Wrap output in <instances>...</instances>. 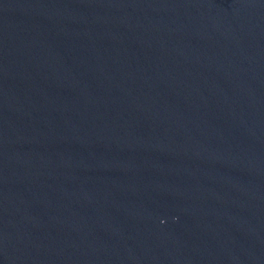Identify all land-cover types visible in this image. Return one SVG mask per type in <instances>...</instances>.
Returning <instances> with one entry per match:
<instances>
[{
    "label": "water",
    "instance_id": "1",
    "mask_svg": "<svg viewBox=\"0 0 264 264\" xmlns=\"http://www.w3.org/2000/svg\"><path fill=\"white\" fill-rule=\"evenodd\" d=\"M0 264H264V0H0Z\"/></svg>",
    "mask_w": 264,
    "mask_h": 264
}]
</instances>
